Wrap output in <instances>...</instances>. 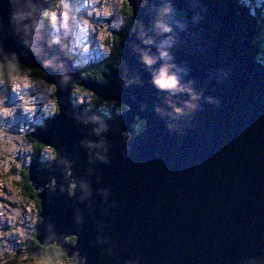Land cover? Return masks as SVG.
Returning <instances> with one entry per match:
<instances>
[{"label": "water", "instance_id": "water-1", "mask_svg": "<svg viewBox=\"0 0 264 264\" xmlns=\"http://www.w3.org/2000/svg\"><path fill=\"white\" fill-rule=\"evenodd\" d=\"M124 1L132 24L113 31L120 62L98 84L72 67V26L47 42L48 0H0V64L42 72L57 106L30 133L54 152L47 168L38 155L28 166L42 188L36 241L74 264H264L257 19L237 0ZM161 71L174 87L155 83ZM73 84L124 111L83 113Z\"/></svg>", "mask_w": 264, "mask_h": 264}, {"label": "rangeland", "instance_id": "rangeland-1", "mask_svg": "<svg viewBox=\"0 0 264 264\" xmlns=\"http://www.w3.org/2000/svg\"><path fill=\"white\" fill-rule=\"evenodd\" d=\"M48 2L47 11L49 16L46 18V22L48 36L52 42L57 43L61 35L69 36L72 26L74 42L68 38L67 45L72 67L78 70L79 77L86 80V76L83 75L87 74L92 79H97L100 77V70L101 72H107L103 65H111L112 61L109 60L114 55L116 46L118 47L114 32L121 30L126 24L125 1L48 0ZM262 3H264V0H256V2L242 0L240 5L246 6L250 12H253L255 10L260 11L257 7H260ZM262 8L264 9V4ZM105 9H107V15H105ZM8 63L13 62L6 61L0 64V71H4ZM15 65V74L29 78L31 87L28 89L22 88L14 93L8 87L6 75L5 83L0 85V103L7 107L11 113L8 116L0 115V130L5 133L4 136H0V143L8 139L14 146L13 152L4 153L3 155V149L0 148V160L4 159L5 156H11L20 165L17 169L9 162L7 173L0 170V175L12 177V183L16 185V188L12 189L8 188L7 184L0 185V193H2L0 195V224H7L6 228H0V233H9L6 236L0 235V262L57 264V260H59L61 264H64V259L67 257L53 258L49 253L33 256L27 252L29 244L35 236L33 233L37 227L40 211L35 200L29 198L26 193L31 194L32 191H36L38 194L42 188L34 190L32 186L33 190L30 189L26 186L28 185L27 178L24 175L28 171L30 161L36 155L39 156L35 158L38 170L47 168L54 159V152L46 151L47 148L51 147L44 145L43 147H36L39 144L30 137V133L55 116L57 106L54 99V87L42 75L33 69ZM21 97H24L23 101ZM97 98L94 93L81 85H72L71 103H74L73 100L76 101L74 104L81 105L84 103V106H82L83 113L89 112L90 107L96 104L97 107L94 112L105 113L103 115L105 118H112L113 115L116 116L122 112L120 107L113 104L108 105L104 102L99 104ZM53 105L55 111L52 110ZM94 116L99 121L103 120L101 116H96V113H94ZM41 165L46 166L42 167ZM17 188L19 191L16 190ZM5 205L7 207H4ZM13 211L19 215L14 216V219L9 222L5 217L13 214ZM16 228H19L23 235L20 232H9L10 229ZM52 245H55V242ZM55 247L61 251L60 247ZM59 254L62 255L61 252Z\"/></svg>", "mask_w": 264, "mask_h": 264}, {"label": "trees", "instance_id": "trees-1", "mask_svg": "<svg viewBox=\"0 0 264 264\" xmlns=\"http://www.w3.org/2000/svg\"><path fill=\"white\" fill-rule=\"evenodd\" d=\"M238 1V3L239 4H241V2H242V0H237ZM250 2H256V0H250ZM263 4L264 3H262L261 4V6L260 7H257V8H259L260 9V11H262L263 13H261L260 11H256L255 9V11H253L252 12V14L251 15H253L256 19H257V28H258V31H259V34H258V38L255 40V43L258 45V47H259V54L257 55V57H256V60L257 61H259V62H261L263 65H264V53H263V51H264V9L262 8L263 7ZM125 15H126V20H125V25H127V24H132V13H131V11H130V8L126 5V7H125ZM49 16V14H48V11H46L44 14H43V16H42V20L44 21V22H42L43 24H42V27L44 26L46 29H47V22H46V18ZM47 42L49 43V44H54V42H52V40L50 39V37L48 36V34H47ZM116 45H117V43H116ZM109 61H112L111 62V66H114V65H116V63L117 62H120V50L118 49V47L116 46V50H115V52H114V55L111 57V59L109 60ZM33 70H35V69H33ZM38 74H40V75H42V77L43 78H45V75L42 73V72H40V71H38V70H35ZM83 76H86V80H91V81H96L98 84H104L105 82H104V79H103V77H102V75H101V70H100V74H99V78H97V79H92L91 77H89L87 74H85V75H83ZM97 102L100 104V103H106V104H108V105H110V104H113V105H115V106H118V107H120L121 109H122V112H123V110H124V108L119 104V103H116V102H114V101H111V100H103V99H100V98H97ZM99 106V105H98ZM94 107V105L93 106H91L90 108L92 109ZM96 107H97V104H96ZM57 113V112H56ZM97 115H99V116H101L102 118H104V114H101V113H98V112H96V116ZM115 117V115H113L112 116V118H114ZM144 125H145V123H144V121H137V127H136V131L137 132H141L142 131V129H143V127H144ZM30 137H31V135H30ZM32 138V137H31ZM33 139V138H32ZM37 142V141H36ZM37 144H39L38 142H37ZM39 145H41V144H39ZM43 146V145H42ZM42 167H44V166H46V165H41ZM25 178H27V184L28 185H26V186H30L29 188L30 189H32L33 190V188H32V184L30 183V181H29V173H28V171L25 173ZM31 193H35V195L33 196V195H31V194H28V193H26L27 195H29L28 197L29 198H32L33 200H35V202H36V205H37V207H38V209H39V200H38V198H37V192L36 191H32ZM40 211V210H39ZM40 223V218H39V220H38V222H37V225ZM36 225V226H37ZM34 235H35V232L33 233ZM73 240L75 241V238L74 237H69V238H67V239H65V242L67 243V244H69V245H73L74 243H73ZM29 254H31V255H33V256H36V255H40V254H42V253H49V255L51 256V257H60V258H65V255H60L59 254V249L58 248H56L55 247V245H50V246H46V247H43V246H41V245H39V243L36 241V239H35V236H34V239H32L31 240V243L29 244V250L27 251ZM0 264H18V263H9V262H7V263H5V262H0Z\"/></svg>", "mask_w": 264, "mask_h": 264}, {"label": "clouds", "instance_id": "clouds-1", "mask_svg": "<svg viewBox=\"0 0 264 264\" xmlns=\"http://www.w3.org/2000/svg\"><path fill=\"white\" fill-rule=\"evenodd\" d=\"M105 15H107V9H105ZM19 19L24 18V14H20L18 16ZM16 73V65L14 63H8L7 68L4 71H0V85H3L5 83V75L7 76V82H8V87L12 92H18L20 89H28L31 87V82L29 78L23 75H18ZM158 86L164 88V87H174L176 84V81L172 77H165L163 71L160 73V77L155 81ZM21 100H24V97H21ZM53 111H55V106L53 105ZM10 110L7 107H4L2 103H0V115L2 116H8L10 115ZM5 133H3L2 130H0V136H4ZM0 148L3 149V153H8V152H13L14 151V146L10 143V140L5 139L2 143H0ZM46 151L52 152L51 148H47ZM9 162L12 163V165L19 169L20 165L19 163H16L11 156H5L4 159L0 160V170H2L3 173L8 172V164ZM12 177H6L3 175H0V185L7 184L8 188H16V185L12 183ZM19 191V189H16ZM2 195V193H0ZM4 207H7L5 205ZM30 207V206H29ZM19 215L18 213L13 211V214L7 215L5 218L11 222L14 219V216ZM20 232L21 235H23V232L19 228L16 229H10L9 232ZM8 232L5 233H0V235H8ZM57 264H61L59 260H57ZM64 264H74V261L69 258L64 259Z\"/></svg>", "mask_w": 264, "mask_h": 264}, {"label": "snow or ice", "instance_id": "snow-or-ice-1", "mask_svg": "<svg viewBox=\"0 0 264 264\" xmlns=\"http://www.w3.org/2000/svg\"><path fill=\"white\" fill-rule=\"evenodd\" d=\"M36 147H43L42 145H36ZM53 151V150H52ZM30 187V186H29ZM31 195H35V193H31ZM7 227V224H0V228H6ZM73 243H74V240H73Z\"/></svg>", "mask_w": 264, "mask_h": 264}, {"label": "bare ground", "instance_id": "bare-ground-1", "mask_svg": "<svg viewBox=\"0 0 264 264\" xmlns=\"http://www.w3.org/2000/svg\"><path fill=\"white\" fill-rule=\"evenodd\" d=\"M48 7H49V5H48ZM47 9H48V8H47ZM20 67H22V66H20ZM89 69H90V68H89ZM73 102L76 103L75 100H73ZM77 103H78V102H77ZM78 105H80V104H78ZM80 106H81V107L84 106V103H82ZM122 107H123V106H122ZM123 108H124V107H123ZM37 109H38V108H37ZM95 113H96V112H95ZM104 114H105V113H104ZM102 119L104 120V119H106V118L104 117V118H102Z\"/></svg>", "mask_w": 264, "mask_h": 264}]
</instances>
